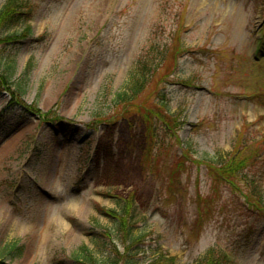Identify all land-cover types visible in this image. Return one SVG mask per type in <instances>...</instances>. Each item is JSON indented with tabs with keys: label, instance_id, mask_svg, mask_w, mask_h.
I'll return each mask as SVG.
<instances>
[{
	"label": "rangeland",
	"instance_id": "1",
	"mask_svg": "<svg viewBox=\"0 0 264 264\" xmlns=\"http://www.w3.org/2000/svg\"><path fill=\"white\" fill-rule=\"evenodd\" d=\"M19 1L30 17L0 49L15 75L29 68L19 102L0 87V264H76L73 251L112 232L100 211L117 196L137 206L134 264H195L209 249L264 264V211L211 191L201 162L247 144L264 185V0ZM163 42L182 50L173 74L168 59L112 104L137 56ZM156 105L175 126L153 121L150 142L140 115Z\"/></svg>",
	"mask_w": 264,
	"mask_h": 264
},
{
	"label": "trees",
	"instance_id": "2",
	"mask_svg": "<svg viewBox=\"0 0 264 264\" xmlns=\"http://www.w3.org/2000/svg\"><path fill=\"white\" fill-rule=\"evenodd\" d=\"M30 10L31 7L28 4L19 0H6L0 7V49L18 41L16 38L20 33L17 32V27L29 19ZM173 31L172 36L176 38L175 34L178 33V28ZM174 46V44L165 42L161 45L151 43L148 48L144 49L135 59L124 85L113 94L112 104L126 103L127 100L142 91L146 85L152 82V76L157 72L161 63H164L167 68L170 61L172 68L164 75L173 74L174 70L172 69L176 67L178 58L182 54L181 48ZM28 73L29 68H25L20 74L15 75L13 61L0 57V87L8 91L12 100L19 102L24 95ZM165 78L164 76L161 82H166ZM162 105H156L150 109L153 117H148L149 110L147 113H142L147 115H140L145 117L144 120L149 126L147 131L149 138V130L152 129L153 121L155 124L156 121H160L164 128L173 129L175 126L169 121L173 113L169 111V108L164 109ZM246 145L239 146L237 144L229 152L218 153L214 157L204 158L201 162L204 164L210 180L211 191L220 186H227L231 190L239 191L242 197V208L248 212L259 214L264 211V185L260 183L258 176L250 173L255 162L252 163L254 160H252V155L247 154ZM153 147V144H150L147 154ZM171 184H168L170 190H172ZM100 213L109 218L113 233L109 228L103 230L99 235L100 237L95 236L93 238L92 248L85 244L80 245L72 253L74 261L76 264H134L133 257L128 250L136 248L138 244L136 242L140 240L141 234H134L137 206L133 198L117 196L113 201V207L107 211L101 210ZM197 215H202V213L198 210ZM111 233L116 239L123 241L124 250L122 254L115 248L109 247L112 243ZM15 247V243H12L9 247H5V251L9 253ZM214 251V249L206 251L204 256L195 264H232L226 255L223 253L216 254ZM168 260L173 259L169 258Z\"/></svg>",
	"mask_w": 264,
	"mask_h": 264
},
{
	"label": "bare ground",
	"instance_id": "3",
	"mask_svg": "<svg viewBox=\"0 0 264 264\" xmlns=\"http://www.w3.org/2000/svg\"><path fill=\"white\" fill-rule=\"evenodd\" d=\"M47 196H48V197H47ZM47 196H46L47 198L50 197V195H47ZM49 199H50V198H49ZM71 235H72V232H69V233H68V236H71ZM40 236H41V238H42V235H40Z\"/></svg>",
	"mask_w": 264,
	"mask_h": 264
}]
</instances>
